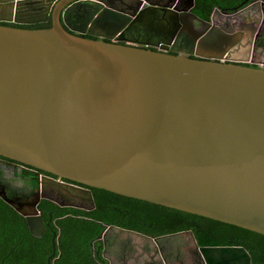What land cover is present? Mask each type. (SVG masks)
<instances>
[{
  "label": "water",
  "instance_id": "water-1",
  "mask_svg": "<svg viewBox=\"0 0 264 264\" xmlns=\"http://www.w3.org/2000/svg\"><path fill=\"white\" fill-rule=\"evenodd\" d=\"M109 2L0 0L2 22L50 19L0 24V156L56 176L0 198L23 217L40 199L90 210L94 187L264 235V67L230 62L232 43L190 16L192 0L205 59L118 43L129 16ZM198 250L204 264H250L243 247Z\"/></svg>",
  "mask_w": 264,
  "mask_h": 264
},
{
  "label": "flooded vegetation",
  "instance_id": "flooded-vegetation-1",
  "mask_svg": "<svg viewBox=\"0 0 264 264\" xmlns=\"http://www.w3.org/2000/svg\"><path fill=\"white\" fill-rule=\"evenodd\" d=\"M147 1L152 3L151 9H147L143 6L145 4L144 0H141V4H137V0H126L124 1L125 3H119L116 0H114V2H109L112 8L119 12H126L129 16L127 23L121 27L111 40L122 44L150 48L169 54L205 59L194 54L196 50L200 53H207L202 45L197 42L198 38H196L198 30L202 28V23L189 18L190 16L192 17V15H196L202 20L211 22L210 26L219 30L222 34L220 36L222 39H225L224 36L228 37L227 42L229 44L232 43L229 47V57L236 60L230 62L251 67H264V0H241L236 6L227 8L213 6L207 19H203L193 12L194 0H192V5L188 9V11H190V16L187 15L184 10L189 0ZM162 3H167L169 5H167V7L161 6ZM163 8H165V10H163ZM214 8H218L221 12L226 13L228 17L213 13ZM92 14L90 13V17ZM174 21H178V27L175 29L172 26ZM0 23H8V25L15 27L19 25H35L13 24L2 21H0ZM42 23L50 24L49 17L46 22ZM61 24L71 33L94 38L85 33L87 28L84 26L83 32H78L66 27L62 21ZM73 25L76 28H80L76 23H73ZM98 25H96V27H98ZM101 25L102 23H100L98 28L95 27L94 30L99 32L98 29H100ZM105 27H109L110 29L113 28L114 25ZM216 33L218 34V32ZM0 164L2 167L10 166L16 169L23 167L22 163L5 157H0ZM37 170L39 169L35 170L38 182V175L44 173L38 172ZM45 175L56 178V176L48 173ZM63 180L71 182L65 179ZM7 187L9 189L11 188L9 183L7 181L3 183V181L0 180V188L4 190L5 195L8 197H18L20 200L28 199L37 188L36 187L29 193L26 191L17 193V191L9 192L6 190ZM38 204L39 202L37 203V213L23 217L27 229L35 235H40L44 230V224L48 225V222H43L42 211ZM101 225L102 229L100 232L88 243L91 256L94 258L96 264H204L201 252L198 250L200 246L243 247L249 256L250 264H264V253L258 252L253 255L244 246L231 243L232 233L224 230L223 232H219V234L211 232L214 236H210L209 238L212 241H216L217 238H215V236H217L220 239L218 240L220 243L199 244L190 230L149 235L115 225ZM55 236L54 241L56 240L57 244H55L54 252L49 258L50 264H54V261L60 255L59 241L56 233ZM211 240L210 242H212ZM50 241L51 251L46 256V259L52 252V237ZM55 250H57L56 254Z\"/></svg>",
  "mask_w": 264,
  "mask_h": 264
},
{
  "label": "trees",
  "instance_id": "trees-1",
  "mask_svg": "<svg viewBox=\"0 0 264 264\" xmlns=\"http://www.w3.org/2000/svg\"><path fill=\"white\" fill-rule=\"evenodd\" d=\"M240 1L194 0L193 12L207 19L213 6L227 8L236 6ZM0 24L8 25V23ZM48 26L49 23H40L18 27ZM35 170L25 164L17 169L1 165L0 180L9 183L11 188H6L9 192L29 193L37 187ZM88 188L94 203V207L90 210L61 207L40 199L38 205L42 211L43 222H48V225L44 224V230L40 235L31 233L24 223L23 216L0 198V261L3 264H46V256L51 251L50 239L54 231L58 237L60 251L54 264H96L88 243L100 232L101 224L115 225L149 235L190 230L199 244L220 243L217 236H215L216 241L209 238L214 236L211 232L219 234L224 230L232 233L231 243L244 246L253 255L258 252L264 253L263 234L104 189Z\"/></svg>",
  "mask_w": 264,
  "mask_h": 264
}]
</instances>
